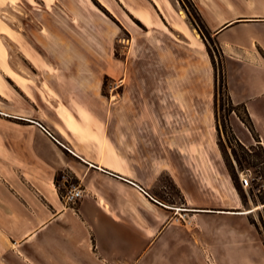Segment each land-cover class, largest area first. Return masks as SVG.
<instances>
[{
	"label": "crops",
	"instance_id": "1",
	"mask_svg": "<svg viewBox=\"0 0 264 264\" xmlns=\"http://www.w3.org/2000/svg\"><path fill=\"white\" fill-rule=\"evenodd\" d=\"M191 2L222 54L231 102L245 107L264 149V0ZM0 9L19 23L10 39L24 67L10 74L0 20V165L33 189L16 184L0 197V233L17 250L0 264H246L253 213L226 169L206 149L168 156L184 149L160 124L119 128L118 87L103 95L122 35L129 55L137 24L169 25L203 45L173 2L1 0ZM230 124L245 147L258 145L239 117ZM59 173L84 191L76 204L60 196ZM168 175L181 204L158 194Z\"/></svg>",
	"mask_w": 264,
	"mask_h": 264
},
{
	"label": "rangeland",
	"instance_id": "2",
	"mask_svg": "<svg viewBox=\"0 0 264 264\" xmlns=\"http://www.w3.org/2000/svg\"><path fill=\"white\" fill-rule=\"evenodd\" d=\"M171 1L203 45L171 30L169 25V29L165 30L147 29L137 24L139 34L135 35L129 55L130 36L128 33L122 35V43L116 49L120 68L117 73H112L115 79L109 76L104 80L103 95L110 97L112 88L118 87L114 90L112 102L113 110L120 113L117 121L119 128L133 124L135 128H142L147 123L160 124L166 132L168 144L183 145V152L171 151L168 156L191 158L199 154L198 149H206L214 164L223 166L229 173L232 185L239 196L240 193L243 195L247 209L263 206L264 164L261 151L257 146L245 147L234 134L230 117H245V111L228 100L223 84V58L215 41L201 31L197 12L190 2ZM0 20L11 32L4 36L9 52L12 46L10 38L17 31V25L12 18L4 17L2 12ZM157 114H162L161 118L155 116ZM150 117L151 120L148 119ZM242 146L250 149L249 156ZM237 158L242 163L241 167ZM246 172H250L252 177L249 187H244L241 180ZM55 182L62 197H66L70 187L76 185L75 180L64 179L63 173L56 176ZM16 184L33 190L31 183L22 184L13 176L11 168L0 165V197L14 193ZM159 187L158 194L165 203L181 204L180 192L169 175L162 178ZM7 207L12 208L10 205ZM247 227L246 264H264V207L248 216ZM15 254L17 250L11 241L5 233H0V258Z\"/></svg>",
	"mask_w": 264,
	"mask_h": 264
},
{
	"label": "trees",
	"instance_id": "3",
	"mask_svg": "<svg viewBox=\"0 0 264 264\" xmlns=\"http://www.w3.org/2000/svg\"><path fill=\"white\" fill-rule=\"evenodd\" d=\"M188 1H189L190 4L194 7V5H193V3L191 2V0H188ZM194 8H195V7H194ZM195 10H196V8H195ZM196 12H197V10H196ZM197 15H198V20H199V22H200V28H201V31L204 33V35L210 37V36L208 35V33L206 32V30H205L204 24H203V22H202V19H201L200 15L198 14V12H197ZM210 39H211V37H210ZM215 44H216V43H215ZM218 50H219V48H218ZM219 52H220V50H219ZM220 54H221V52H220ZM221 56H222V54H221ZM222 67H223V66H222ZM223 72H224V67H223ZM224 78H225V73H224ZM223 84H224V87H225V90H226V93H227V96H228V100L231 102V99H230V96H229V93H228L227 84H226V79L223 81ZM231 103H232V102H231ZM232 104H233V103H232ZM236 107H237V106H236ZM240 107H242V108L244 109V111H245V117L239 116V118H240L241 121H242V122L248 127V129L252 132V134L254 135V137L256 138V140L258 141L257 148H259L260 151H261L262 163L264 164V149H263V147L259 144V142H260L259 137H257L256 134H255L254 127H253V124H252V121H251V119H250V117H249V115H248V113H247L245 107H244V106H240ZM232 111H235V110L233 109ZM242 149L246 152V155L249 156V154H250V152H251L250 149H247V148H245L244 146H242ZM234 155H236V153H234ZM236 156H237V155H236ZM245 160H247L246 157H245ZM237 162H238V164H239L240 167H241V166H242V163L240 162V160H239L238 158H237ZM230 173H231V175H232V177H233V173L231 172V170H230ZM236 188L239 190V188L237 187V185H236ZM240 196H241V198H242L243 203L246 205L245 199H244V197H243V195H242L241 193H240Z\"/></svg>",
	"mask_w": 264,
	"mask_h": 264
},
{
	"label": "bare ground",
	"instance_id": "4",
	"mask_svg": "<svg viewBox=\"0 0 264 264\" xmlns=\"http://www.w3.org/2000/svg\"><path fill=\"white\" fill-rule=\"evenodd\" d=\"M5 1L10 6H13V8L16 7L17 0H5ZM12 21L16 22L17 27L19 26V23L16 20L12 19ZM3 31H4V35H10L11 34L10 30L7 28H4ZM5 48H6V46H5ZM15 50H16L15 47L12 46V51H9V52L7 51V55H8L7 57H8V61H9L7 63L8 64L7 68L9 70L10 74H12V75L20 73L22 70L24 71L23 64H22L20 58L18 57V55L16 54ZM263 207L264 206H258V207H255L253 209H250L248 211H245L244 213H246V214L254 213Z\"/></svg>",
	"mask_w": 264,
	"mask_h": 264
},
{
	"label": "built area",
	"instance_id": "5",
	"mask_svg": "<svg viewBox=\"0 0 264 264\" xmlns=\"http://www.w3.org/2000/svg\"><path fill=\"white\" fill-rule=\"evenodd\" d=\"M242 182L244 187H249L252 177L250 172H246L242 175ZM84 191L76 185H72L66 194V201L69 204H76L82 197Z\"/></svg>",
	"mask_w": 264,
	"mask_h": 264
}]
</instances>
